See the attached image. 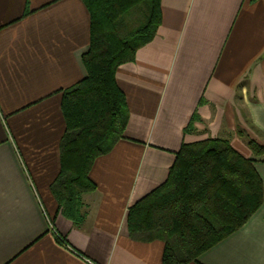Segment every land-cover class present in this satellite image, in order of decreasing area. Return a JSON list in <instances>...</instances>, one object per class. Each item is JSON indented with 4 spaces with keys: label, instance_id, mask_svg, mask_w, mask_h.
Returning <instances> with one entry per match:
<instances>
[{
    "label": "crops",
    "instance_id": "0c3cea01",
    "mask_svg": "<svg viewBox=\"0 0 264 264\" xmlns=\"http://www.w3.org/2000/svg\"><path fill=\"white\" fill-rule=\"evenodd\" d=\"M161 10L155 38L117 70L129 121L95 161L97 189L81 196L75 224L50 185L62 92L87 75L89 10L82 0H0V264H164L163 241L130 237L128 210L167 180L183 143L229 140L264 185V153L241 134L264 147V0H161ZM188 264H264V201Z\"/></svg>",
    "mask_w": 264,
    "mask_h": 264
},
{
    "label": "trees",
    "instance_id": "16d2710c",
    "mask_svg": "<svg viewBox=\"0 0 264 264\" xmlns=\"http://www.w3.org/2000/svg\"><path fill=\"white\" fill-rule=\"evenodd\" d=\"M82 1L90 13L89 49L83 55L87 75L62 92L61 167L50 185L75 224L84 218L81 196L97 189L90 177L95 161L124 138L129 121L117 70L135 61L162 23L161 0ZM196 121L195 114L186 133L195 130ZM247 143L254 153H264L255 140ZM263 201L254 160L229 140L183 143L167 180L129 208L128 231L137 241H163L164 264H188L245 225Z\"/></svg>",
    "mask_w": 264,
    "mask_h": 264
},
{
    "label": "rangeland",
    "instance_id": "374dc122",
    "mask_svg": "<svg viewBox=\"0 0 264 264\" xmlns=\"http://www.w3.org/2000/svg\"><path fill=\"white\" fill-rule=\"evenodd\" d=\"M241 134L243 135V136H245V139L247 140V138H250L249 136H247L245 133H243V132H241Z\"/></svg>",
    "mask_w": 264,
    "mask_h": 264
}]
</instances>
